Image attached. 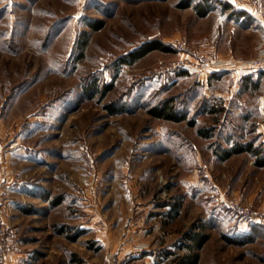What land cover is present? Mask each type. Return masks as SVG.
Here are the masks:
<instances>
[{"label":"rangeland","instance_id":"374dc122","mask_svg":"<svg viewBox=\"0 0 264 264\" xmlns=\"http://www.w3.org/2000/svg\"><path fill=\"white\" fill-rule=\"evenodd\" d=\"M186 1L0 0V208L19 264H176L188 231L207 236L198 264H264V165L217 153L264 150V77L242 91L252 70L179 67L197 62L176 46L223 66L261 52L222 3ZM153 39L173 51L124 62ZM170 97L195 125L149 113Z\"/></svg>","mask_w":264,"mask_h":264},{"label":"trees","instance_id":"16d2710c","mask_svg":"<svg viewBox=\"0 0 264 264\" xmlns=\"http://www.w3.org/2000/svg\"><path fill=\"white\" fill-rule=\"evenodd\" d=\"M191 1L192 0H187L186 5H191ZM214 1L222 3L223 6H225V8L226 7L228 8L229 6L232 7V4H230L227 1L224 0H214ZM196 5H197L196 9H198L201 15H206L213 8L212 2L210 0H200V2H198ZM90 24L92 25L93 29H95V31L102 27L101 24L99 25L96 22L94 23L91 22ZM155 49H159L162 51H173L172 46H170L169 44H166L158 39H153L145 42L143 45H141L140 48L129 52L128 56L125 57L123 60L126 63H133L134 61L146 55L148 52ZM258 71H259V76L257 78H254L253 76L254 73ZM263 72L264 69H260L245 74L241 82V90L251 91L253 93V91L259 89L262 82L261 74ZM148 111L157 118H161L169 121H175V122H181L187 120L189 125H195L194 120L188 119L187 112L185 110L178 108L175 105L174 98L172 97L164 99L158 102L157 104L149 107ZM212 111H215V109L213 108ZM199 133L207 137L211 135L210 130L204 128L200 129ZM244 151H250L253 155H255V157H257L258 160L256 161L259 164L264 165V150L262 148V144L256 147L254 146V142L252 141H247L245 143L235 142L230 149H223L220 152L218 151L217 153L222 160H225L231 157L233 154L241 153ZM175 205H172L169 208V210L163 214L167 221L171 219H175V216L178 214V206ZM182 237L184 238H182V240L180 241L178 248L185 249L187 251L185 254H180L175 257L176 264H198L199 253H200L199 249L202 248L204 242L206 241L207 236L205 234H202L201 232L188 231Z\"/></svg>","mask_w":264,"mask_h":264},{"label":"built area","instance_id":"2783aa9c","mask_svg":"<svg viewBox=\"0 0 264 264\" xmlns=\"http://www.w3.org/2000/svg\"><path fill=\"white\" fill-rule=\"evenodd\" d=\"M224 1L229 2L236 8L242 7L239 0H224ZM251 2L254 7H256L259 3L258 0H252ZM176 49L181 50V51H186L195 60V62H197V64L193 62L192 63H187V62L179 63V67H189V66L199 67L200 65L201 67L210 69L211 71H222V70H225V69L227 70L230 68V67L227 68V66H223V65L213 64V60L203 55H200L194 51H191L183 43H179L176 46ZM176 67H173L171 70H174V71L177 70ZM233 68L243 70V71L245 70L255 71V70L264 69V51L261 52V54L258 57L252 60H249V61H243L237 64V66ZM239 210L241 214L246 217H258V214L255 213V211H249V210L247 211V209L242 208V207ZM10 231L11 230L9 226L3 217V211L0 208V264H7L8 256L13 251V244L11 241ZM135 249L141 250V247H136ZM107 264H122V258L117 253L111 254L107 260Z\"/></svg>","mask_w":264,"mask_h":264},{"label":"crops","instance_id":"0c3cea01","mask_svg":"<svg viewBox=\"0 0 264 264\" xmlns=\"http://www.w3.org/2000/svg\"><path fill=\"white\" fill-rule=\"evenodd\" d=\"M241 8L226 7L223 8L222 11L227 13L228 16V25L229 28L232 30V34H240L246 38V43L249 44V47L256 52H263L264 51V0H259V5L257 7H252L250 0H246L242 2ZM236 10V11H235ZM232 34L227 33L228 37L232 36ZM231 65L229 67H235L237 64L246 61L241 60L238 61L236 59L227 60ZM228 68V67H227ZM261 73V72H260ZM264 77V72L261 74ZM260 75V77H261ZM254 78L259 76V71L254 73ZM17 255L18 253L13 251L10 253L7 259V264H19Z\"/></svg>","mask_w":264,"mask_h":264}]
</instances>
